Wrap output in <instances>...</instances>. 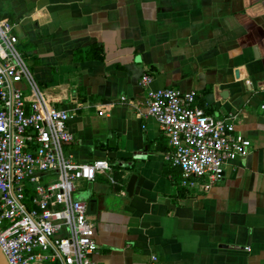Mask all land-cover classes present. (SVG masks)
I'll return each mask as SVG.
<instances>
[{
    "label": "crops",
    "instance_id": "obj_1",
    "mask_svg": "<svg viewBox=\"0 0 264 264\" xmlns=\"http://www.w3.org/2000/svg\"><path fill=\"white\" fill-rule=\"evenodd\" d=\"M0 20L15 25L43 96L70 115L65 152L110 167L73 194L96 264H264V0H0ZM95 43L102 62L74 63ZM144 75L152 90L193 91L208 115H233L249 155L180 199Z\"/></svg>",
    "mask_w": 264,
    "mask_h": 264
},
{
    "label": "built area",
    "instance_id": "obj_2",
    "mask_svg": "<svg viewBox=\"0 0 264 264\" xmlns=\"http://www.w3.org/2000/svg\"><path fill=\"white\" fill-rule=\"evenodd\" d=\"M17 44L15 25L0 20V249L8 264H96L94 225L73 194L79 181L93 182L110 167L65 152L74 141L70 115L43 96ZM151 82L141 78L147 115L168 138L164 160L180 172L181 187L217 182L227 164L249 155L251 143L236 135L233 115L215 118L196 106L195 92L152 90Z\"/></svg>",
    "mask_w": 264,
    "mask_h": 264
},
{
    "label": "trees",
    "instance_id": "obj_3",
    "mask_svg": "<svg viewBox=\"0 0 264 264\" xmlns=\"http://www.w3.org/2000/svg\"><path fill=\"white\" fill-rule=\"evenodd\" d=\"M105 59L104 47L102 44L95 43L85 48L76 49L73 52L74 63H83L89 61L102 62ZM174 183L178 189V197L180 199L187 198L188 192L185 188L181 187V176L178 170L173 172Z\"/></svg>",
    "mask_w": 264,
    "mask_h": 264
},
{
    "label": "water",
    "instance_id": "obj_4",
    "mask_svg": "<svg viewBox=\"0 0 264 264\" xmlns=\"http://www.w3.org/2000/svg\"><path fill=\"white\" fill-rule=\"evenodd\" d=\"M135 182H136V177H132L127 184L126 192L129 197L133 195ZM0 264H8L1 249H0Z\"/></svg>",
    "mask_w": 264,
    "mask_h": 264
},
{
    "label": "rangeland",
    "instance_id": "obj_5",
    "mask_svg": "<svg viewBox=\"0 0 264 264\" xmlns=\"http://www.w3.org/2000/svg\"><path fill=\"white\" fill-rule=\"evenodd\" d=\"M16 49L19 51V53H21V55L23 54V50L20 46H18V44L16 45ZM24 58V57H23ZM25 62H26V59L24 58ZM27 63V62H26ZM28 64V63H27ZM30 70V69H29ZM31 72V71H30Z\"/></svg>",
    "mask_w": 264,
    "mask_h": 264
}]
</instances>
